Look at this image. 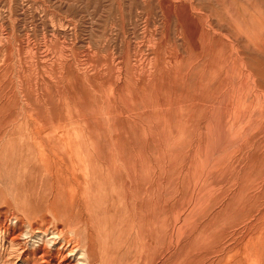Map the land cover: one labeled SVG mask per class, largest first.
<instances>
[{
    "label": "rangeland",
    "instance_id": "374dc122",
    "mask_svg": "<svg viewBox=\"0 0 264 264\" xmlns=\"http://www.w3.org/2000/svg\"><path fill=\"white\" fill-rule=\"evenodd\" d=\"M263 92L264 0H0V264H264Z\"/></svg>",
    "mask_w": 264,
    "mask_h": 264
},
{
    "label": "bare ground",
    "instance_id": "6f19581e",
    "mask_svg": "<svg viewBox=\"0 0 264 264\" xmlns=\"http://www.w3.org/2000/svg\"><path fill=\"white\" fill-rule=\"evenodd\" d=\"M251 84V83H250ZM253 85V84H252ZM257 86V85H256ZM264 93V92H263ZM254 98V97H253ZM248 100V99H247ZM257 104V103H256ZM254 106V105H253ZM262 106V105H261ZM194 108V107H193ZM264 108V107H263ZM262 109V108H260ZM260 114V113H259ZM258 115V114H257ZM242 119V118H241ZM260 119V118H259ZM257 120V119H256ZM251 122V121H250ZM229 126V125H228ZM241 126V125H240ZM234 130V129H233ZM234 132V131H233ZM231 136V135H230ZM227 140V139H226ZM228 141V140H227ZM239 147V146H238ZM228 166V165H227ZM249 230V229H248ZM242 241V240H241ZM59 248V247H58ZM42 251V250H41ZM66 254V253H65ZM58 256V255H57ZM44 257V256H43ZM54 258V257H53ZM56 258V257H55ZM60 258V257H59Z\"/></svg>",
    "mask_w": 264,
    "mask_h": 264
}]
</instances>
